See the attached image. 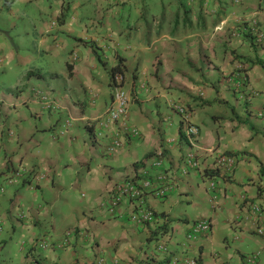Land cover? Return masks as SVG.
<instances>
[{
  "label": "crops",
  "instance_id": "obj_1",
  "mask_svg": "<svg viewBox=\"0 0 264 264\" xmlns=\"http://www.w3.org/2000/svg\"><path fill=\"white\" fill-rule=\"evenodd\" d=\"M8 3L34 12L0 29L1 51L19 63L0 79V264H264V45L237 30L264 31V0ZM119 58L121 81L109 72ZM119 88L132 131L108 153L114 129L96 121ZM177 104L199 129L194 146ZM225 154L231 173L216 166ZM126 179L151 182L142 198L161 216L136 223L126 200L111 204ZM200 220L209 231L193 233ZM159 228L168 235L151 237Z\"/></svg>",
  "mask_w": 264,
  "mask_h": 264
},
{
  "label": "built area",
  "instance_id": "obj_2",
  "mask_svg": "<svg viewBox=\"0 0 264 264\" xmlns=\"http://www.w3.org/2000/svg\"><path fill=\"white\" fill-rule=\"evenodd\" d=\"M54 25L55 22H52ZM253 33L255 36V40L257 44H261L264 42V31L254 28ZM234 77H238L239 85L246 84V76L241 73V71L236 70V73L233 74ZM116 78L118 81H121V73L116 74ZM232 79V78H231ZM254 94L255 92H251ZM202 94V93H200ZM201 96V95H199ZM44 99V98H42ZM130 102L129 93L120 89L117 90L111 100L109 108L106 112H104L96 121V124L101 128L113 127L114 132L112 134V139L110 144L107 147L108 153H113L116 149L121 147L124 143L123 136L127 135L131 130L128 125V105ZM45 107L55 108V104L52 100H45ZM177 110V112L182 117V123L184 125V135L185 140L191 146L195 145V142L199 136V129L195 124H193L189 120V113L185 106L181 104H177L173 106ZM261 115L264 116V109L261 111ZM235 157L231 154H225L217 156V168L222 167L226 172L231 173L234 164ZM162 162V153H156L155 159L153 160V164L159 166ZM185 163L188 166L195 167L197 166V160L195 159V155L193 152L189 151L185 156ZM149 180H144L140 184L135 182L133 179H126L125 181L118 183L114 189L111 196V204L117 205L118 203L126 200L128 204L132 207V212L130 214V219L136 223H148L154 217L153 211L146 208L145 202L143 200V193L146 188L150 186ZM250 211L252 215L255 217L257 221L260 220L262 209L258 203L250 204ZM210 229V223L206 220L197 221L193 225V233L200 232H208ZM256 232L260 235L264 236V226L258 225L256 226ZM45 243V242H43ZM156 247L158 250L165 251V246L162 242H157ZM251 264L256 263V257L252 256L250 258ZM185 264H197V260L192 258L188 259L184 262Z\"/></svg>",
  "mask_w": 264,
  "mask_h": 264
},
{
  "label": "rangeland",
  "instance_id": "obj_3",
  "mask_svg": "<svg viewBox=\"0 0 264 264\" xmlns=\"http://www.w3.org/2000/svg\"><path fill=\"white\" fill-rule=\"evenodd\" d=\"M14 1V0H12ZM10 0V2H12ZM118 2H120L121 0H117ZM9 0H0V29L2 30V32H5L7 33L6 30H9V28L6 27L5 25V21L4 19H9V21L12 20L11 18V14L12 13H18V14H29V15H32L30 13H27V12H23V11H26V10H30L32 12H34V5L33 6H29L27 5V7H25L24 5H17L16 7H14V9H12V11L9 13V11L7 10V7L10 6V4L8 3ZM44 4V7H43V10L45 9H49L48 8V5H49V2L47 1L46 3H43ZM17 22V21H16ZM16 28H12L11 30H14ZM14 33V32H13ZM24 35V33L22 34ZM0 79L1 78H6L7 75L4 76L3 72L4 70H10L12 67H14V65L16 64H19L17 63L18 60H16V58H7L6 57V54L5 52H2L1 49H0Z\"/></svg>",
  "mask_w": 264,
  "mask_h": 264
},
{
  "label": "trees",
  "instance_id": "obj_4",
  "mask_svg": "<svg viewBox=\"0 0 264 264\" xmlns=\"http://www.w3.org/2000/svg\"><path fill=\"white\" fill-rule=\"evenodd\" d=\"M187 8H186V6L184 7V10H186ZM64 18H65V14H59V15H57L56 16V18H55V20H52L53 22H55V24H62L63 22H64ZM188 17L187 16H184V19H187ZM184 22H185V20H184ZM254 28H258V29H260L259 28V26L257 25V24H254V26H252V27H244V28H237V30L239 31V33H241V34H243V36H244V38L245 39H247L248 40V42L251 44V45H257V42H256V40H255V36H254V31H253V29ZM261 45L263 46L264 45V42L263 43H261ZM99 58V57H98ZM122 60L119 58L118 59V62L114 65V66H112L111 68H110V70H109V72H110V75H111V78L114 80V76L117 74V73H122V70H123V68H122ZM205 174H207V175H210V176H212V175H215V174H217V172H214V171H210V172H208L207 170L204 172ZM153 214H154V216H157V215H162V214H156L154 211H153ZM146 224H148V223H146ZM156 233H161L162 235L164 234V235H168L167 234V230L165 229V228H159V229H157V230H155V231H152L151 232V237L154 235V234H156ZM168 237V236H167ZM159 264H161V263H159ZM198 264V263H197Z\"/></svg>",
  "mask_w": 264,
  "mask_h": 264
}]
</instances>
